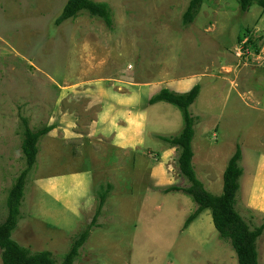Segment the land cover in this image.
<instances>
[{"label": "rangeland", "instance_id": "rangeland-1", "mask_svg": "<svg viewBox=\"0 0 264 264\" xmlns=\"http://www.w3.org/2000/svg\"><path fill=\"white\" fill-rule=\"evenodd\" d=\"M67 1L0 0L1 222L25 167V119L31 130H53L27 183L12 235L19 245L61 262L111 186L75 264H238L210 211L184 229L197 205L165 194L190 185L178 152L163 141L184 121L176 107L149 100L162 89L201 86L190 109L197 178L221 195L240 146L236 209L251 228L263 224L244 192L264 152V8L243 13L235 0H207L185 27L190 0H94L110 6L112 27L87 15L56 25ZM258 252L264 264V235Z\"/></svg>", "mask_w": 264, "mask_h": 264}, {"label": "trees", "instance_id": "trees-1", "mask_svg": "<svg viewBox=\"0 0 264 264\" xmlns=\"http://www.w3.org/2000/svg\"><path fill=\"white\" fill-rule=\"evenodd\" d=\"M206 1H189V6L182 20L185 27L195 22ZM235 1L243 13L249 12L254 5L264 8V0ZM82 15L102 21L109 28L113 26V13L110 6L107 3L94 0H68L56 20V25H61L66 21H74ZM200 92V85H196L189 92L182 94L169 89H162L149 100L151 106L166 103L176 107L181 112L184 121V128L180 134L170 138L164 137L163 141L178 152L180 174L190 185L186 188L171 187L164 192L167 195L172 192L182 193L197 205V210L188 218L184 229H187L202 213L210 211L219 239L231 243L237 255L238 264H259L258 241L264 235V223L251 228L236 209L237 197L241 191V181L244 175V169L241 165L243 160L242 148L237 146L235 154L228 162L223 175V192L221 195L216 196L208 192L203 183L197 178L193 165L195 156L193 141L196 136L195 119L190 109L197 101ZM23 125L22 152L25 167L9 191L7 198L8 217L5 222L0 220L2 264H75L81 249L89 240L92 230L97 226V221L111 193V186H108L107 189L102 188L99 192L98 209L91 225L73 242L71 249L62 258L61 262L56 260L50 251L35 253L19 245L14 241L12 235L17 230L21 219V208L27 183L38 162L39 143L53 130L52 127H44L36 131L31 130L25 119Z\"/></svg>", "mask_w": 264, "mask_h": 264}, {"label": "crops", "instance_id": "crops-1", "mask_svg": "<svg viewBox=\"0 0 264 264\" xmlns=\"http://www.w3.org/2000/svg\"><path fill=\"white\" fill-rule=\"evenodd\" d=\"M244 194L251 210L264 212V152L258 155L255 173L247 180Z\"/></svg>", "mask_w": 264, "mask_h": 264}]
</instances>
